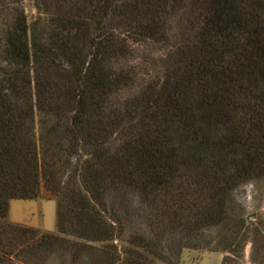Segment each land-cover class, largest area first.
Masks as SVG:
<instances>
[{
    "label": "trees",
    "instance_id": "16d2710c",
    "mask_svg": "<svg viewBox=\"0 0 264 264\" xmlns=\"http://www.w3.org/2000/svg\"><path fill=\"white\" fill-rule=\"evenodd\" d=\"M25 1L0 0V264H157L116 244L144 207L180 243L227 223L264 180V0ZM43 191L57 234L8 221Z\"/></svg>",
    "mask_w": 264,
    "mask_h": 264
},
{
    "label": "rangeland",
    "instance_id": "374dc122",
    "mask_svg": "<svg viewBox=\"0 0 264 264\" xmlns=\"http://www.w3.org/2000/svg\"><path fill=\"white\" fill-rule=\"evenodd\" d=\"M2 8L0 3V15L5 14ZM24 9L31 19L34 11L29 0L24 2ZM5 21L6 18L0 20V29ZM136 61L140 63L142 59L139 57ZM56 206L55 198L46 191L37 199H15L9 203L8 221L41 234H57ZM153 217V211L147 207L135 211L128 222L125 242L116 241L119 250L130 246L132 236L145 233L144 237L156 243L152 249L160 255L155 260L157 264H264V180L240 186L231 196L227 223L204 228L196 238L194 235L186 239L187 243H180L181 231L165 233L162 223H154ZM135 249L146 255L141 249ZM59 254H51L44 264H70Z\"/></svg>",
    "mask_w": 264,
    "mask_h": 264
}]
</instances>
